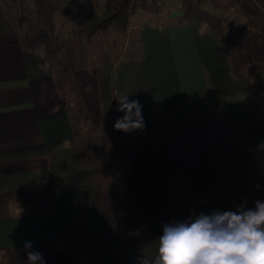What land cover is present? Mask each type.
Instances as JSON below:
<instances>
[{
	"label": "trees",
	"instance_id": "trees-1",
	"mask_svg": "<svg viewBox=\"0 0 264 264\" xmlns=\"http://www.w3.org/2000/svg\"><path fill=\"white\" fill-rule=\"evenodd\" d=\"M203 1L182 0L181 16L207 22L223 47L233 49V68L247 71L252 84L264 91V76L245 52L241 22L204 8ZM138 6V0H107L104 15L86 28L87 39L113 26L127 33ZM242 11L247 17L248 9ZM21 41L32 50L42 46L51 62H59L61 44L53 24L31 22ZM58 72L63 87L81 102L77 82L69 75L66 86ZM103 77L102 97L109 101ZM113 113L109 101L103 118L110 125L113 116H123ZM261 140L264 126L223 109L173 128L157 148L114 128L86 133L51 158L50 189L63 249L78 264H139L143 256L156 254L165 224L248 208L249 203L254 207L264 200Z\"/></svg>",
	"mask_w": 264,
	"mask_h": 264
},
{
	"label": "crops",
	"instance_id": "crops-1",
	"mask_svg": "<svg viewBox=\"0 0 264 264\" xmlns=\"http://www.w3.org/2000/svg\"><path fill=\"white\" fill-rule=\"evenodd\" d=\"M248 1L252 7H246L249 14L241 19L240 31L248 58L264 76V0ZM139 29L144 55L109 66L108 100L113 90L116 98L127 94L129 101L138 100L145 126L159 110L168 112L192 97L200 104L213 99L212 110L224 109L264 126V91L252 84L247 71L233 68V49L223 47L207 22L181 18L147 22ZM58 70L43 50L25 47L0 12V264H26L25 241L45 264H78L61 245L50 189L52 154L78 139L77 98L63 87ZM141 75L149 93L138 86ZM79 86L83 115H89L90 124L100 122L108 111L101 84L95 80L90 100Z\"/></svg>",
	"mask_w": 264,
	"mask_h": 264
},
{
	"label": "rangeland",
	"instance_id": "rangeland-1",
	"mask_svg": "<svg viewBox=\"0 0 264 264\" xmlns=\"http://www.w3.org/2000/svg\"><path fill=\"white\" fill-rule=\"evenodd\" d=\"M106 1L0 0V12L4 13L5 21L15 28L20 36L26 32L33 21L42 25L53 24L61 44L58 52L59 62L55 64L60 71L62 70V79L67 86L69 85L68 76L71 75L77 84L83 87L90 100L95 92L93 87L95 80L99 85L101 84L102 91V79L111 64L121 58L139 59L144 55V37L139 29L141 24L153 21L166 24L183 18L181 16L183 13L182 0H138L139 6L130 17L127 33L113 26L107 30L97 31L88 40L85 30L93 21L104 15ZM202 5L208 10L220 11L234 22H241V19H244L243 6L252 7L248 0H204ZM38 49L43 50V47L39 46L36 50ZM134 65H137V62ZM63 68H68V70H63ZM140 80L139 88L142 86L144 94L149 93L148 82L142 75ZM72 92L75 94L73 90ZM73 98L75 99L76 96ZM109 98L115 110L112 115H120L116 110L118 103L114 90L109 93ZM109 101H104L105 106ZM212 103H214L213 99L208 103L205 101L204 104H200L198 98L194 97L177 102L170 111L160 112L159 110L160 113L154 115L152 123L142 130L127 133V136L142 139L157 148L173 128L191 123L210 112ZM80 105L81 102L75 99L74 107L79 114L76 115L75 122L79 131L78 138L88 132L104 133L114 128V125H110L104 118L100 122L90 124L89 117L86 118L83 115L85 111L80 108ZM112 118L115 122L118 116ZM87 124H89L88 127H86ZM258 146L264 154V140H261ZM248 208H253L251 203L248 204Z\"/></svg>",
	"mask_w": 264,
	"mask_h": 264
},
{
	"label": "clouds",
	"instance_id": "clouds-1",
	"mask_svg": "<svg viewBox=\"0 0 264 264\" xmlns=\"http://www.w3.org/2000/svg\"><path fill=\"white\" fill-rule=\"evenodd\" d=\"M128 97L120 94L116 99V110L124 115L116 119L114 130L125 133L145 127L143 106ZM156 242L154 257L143 256L139 264H264V200H257L253 208L242 205L235 211L200 213L194 219L165 224ZM23 247L26 264H45L30 241Z\"/></svg>",
	"mask_w": 264,
	"mask_h": 264
}]
</instances>
